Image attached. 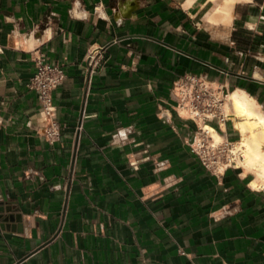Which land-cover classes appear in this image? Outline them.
Segmentation results:
<instances>
[{
  "label": "crops",
  "instance_id": "crops-1",
  "mask_svg": "<svg viewBox=\"0 0 264 264\" xmlns=\"http://www.w3.org/2000/svg\"><path fill=\"white\" fill-rule=\"evenodd\" d=\"M222 1L0 0V264H264V193L201 164L171 99L201 75L264 113V0L212 22ZM39 54L64 73L53 143Z\"/></svg>",
  "mask_w": 264,
  "mask_h": 264
},
{
  "label": "built area",
  "instance_id": "built-area-1",
  "mask_svg": "<svg viewBox=\"0 0 264 264\" xmlns=\"http://www.w3.org/2000/svg\"><path fill=\"white\" fill-rule=\"evenodd\" d=\"M94 60L95 51L87 57V63L91 69ZM63 80L62 69L48 63L44 54H39L35 59V72L27 88L37 95L40 114L44 122L43 135L49 143L56 142L60 136V126L56 120L53 104V92ZM228 93L229 91L223 85L194 74L179 77L171 87V99L175 103L174 110L179 116L187 117L196 124V134L189 143V148L201 164L212 172L235 168L233 156L229 154L234 141L223 137L224 141L214 146L212 138L204 132L207 125L218 132L217 128L220 129L231 119L226 112ZM261 191L264 193V190ZM3 213L4 209L0 206V217Z\"/></svg>",
  "mask_w": 264,
  "mask_h": 264
},
{
  "label": "bare ground",
  "instance_id": "bare-ground-1",
  "mask_svg": "<svg viewBox=\"0 0 264 264\" xmlns=\"http://www.w3.org/2000/svg\"><path fill=\"white\" fill-rule=\"evenodd\" d=\"M193 1L185 0L184 4L190 6ZM237 1L247 0H223L214 9L211 21L228 24L233 5ZM226 112L239 134L237 141H234L229 149V154L235 161V168L243 170V176L250 175L248 185L252 189L264 190V113L252 97L238 90L228 93ZM204 132L212 138L214 146L224 141V135L222 137L211 126L207 125Z\"/></svg>",
  "mask_w": 264,
  "mask_h": 264
}]
</instances>
